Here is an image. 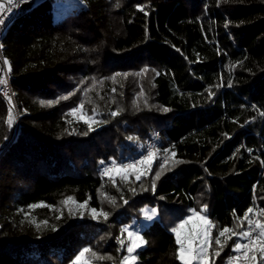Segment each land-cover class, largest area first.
I'll return each mask as SVG.
<instances>
[{
    "label": "trees",
    "instance_id": "16d2710c",
    "mask_svg": "<svg viewBox=\"0 0 264 264\" xmlns=\"http://www.w3.org/2000/svg\"><path fill=\"white\" fill-rule=\"evenodd\" d=\"M54 1L22 4L3 37L0 264H74L84 248L88 264H123L129 225L145 241L135 264H181L171 229L193 210L226 264L244 238L216 256L220 231L264 211V0H80L62 18ZM156 133L166 163L102 176Z\"/></svg>",
    "mask_w": 264,
    "mask_h": 264
},
{
    "label": "snow or ice",
    "instance_id": "6c2138e0",
    "mask_svg": "<svg viewBox=\"0 0 264 264\" xmlns=\"http://www.w3.org/2000/svg\"><path fill=\"white\" fill-rule=\"evenodd\" d=\"M19 0L14 4L13 0H7V5L4 2H0V23L3 22V15L6 10L11 11L12 7H18ZM141 10H143L141 8ZM7 63V61H5ZM146 71V70H145ZM6 84L5 79H0V85ZM61 99H66V97H62ZM43 104H52L54 101H40ZM83 107L82 105L80 106ZM167 110V109H165ZM76 110H73L72 114H75ZM111 115H118L117 112L111 113ZM14 117L11 114V109L9 110V115L7 118V123L11 126ZM85 123H88L89 129L92 128V123L88 117L82 116ZM129 139H133L129 137ZM174 155V154H173ZM155 157V153L149 151L146 156H144L141 160L130 163V164H120L116 165V162L113 161L114 168H105L104 174L108 175L110 172L116 171L118 173H124L123 178L127 179V170L128 169H136L137 164H148L150 165ZM101 163H104L101 161ZM163 167V165L161 166ZM143 175L142 172H137L136 179L139 180ZM160 173L156 174V179L159 178ZM153 189L155 188V180H153L152 184ZM72 197H68L63 203L67 204L69 201H72ZM114 202V200H113ZM127 203V201H125ZM43 205H31L30 207H40ZM79 208H84L86 206V202L78 205ZM206 210V206H205ZM145 212L146 219H152L156 214V210H151V215L147 214L146 210H141ZM253 208H249L244 214L243 219L247 221L249 228L247 231L236 232L234 229L224 228L220 231L219 236L215 238V244L219 246L214 255L219 256L221 250L226 244L227 240L231 239L232 236H238L240 238H247L248 242L245 244L235 243L232 247V252L240 253V255H235L229 257L226 264H236L243 257L245 260L249 262H256V264H264V221L261 219L252 220L250 218V214L253 213ZM92 218L96 219L97 215H102L105 219H107L108 213L103 212L102 210L97 213V209H91ZM258 216L264 217V211H259L257 213ZM193 217H197L198 223L191 224ZM43 223H47L44 221ZM135 223V222H134ZM190 227H186L189 226ZM212 227L211 221L208 220L207 216L200 215L199 212L193 210L192 216H189L187 219L182 220L179 224L171 229V231L175 234L176 244L179 246L176 251V258L181 261V264H211L210 254H209V229ZM242 227V225H241ZM258 230V231H256ZM122 232L127 233L128 244L127 251L129 253L128 256L123 258V264H135L137 260V255H134L138 249H140L145 243L143 236L140 234L138 228H133L132 225L126 226L122 229ZM253 232H256V235H253ZM231 234V235H226ZM224 238V240H221ZM121 245H124V241L121 240ZM92 252L90 248H84L80 253L75 257L74 264H88V261L84 260L85 254ZM95 256V253H92ZM103 259V257H99Z\"/></svg>",
    "mask_w": 264,
    "mask_h": 264
},
{
    "label": "built area",
    "instance_id": "2783aa9c",
    "mask_svg": "<svg viewBox=\"0 0 264 264\" xmlns=\"http://www.w3.org/2000/svg\"><path fill=\"white\" fill-rule=\"evenodd\" d=\"M27 1L28 0H19L18 7H12V10L10 12L6 10L4 13H2L4 18H3V22L0 23V61H1L2 66H3V72L1 74L0 79H5L6 80V84L0 85V93L2 95H4L13 105H14V100H13V94H12V88H11V82H10V75H9L10 74V65H9V63H8L6 57L4 56V53H3V49H4L3 37L6 34L9 25L16 19V16H17V14H18V12L20 10L21 5L26 3ZM33 1H34L33 2V6H37V5L41 4V3H43L45 0H33ZM0 2H4L7 5V0H0ZM16 2H17V0H13L14 4ZM58 2L61 3L59 6H63L66 1L65 0H55L53 2V14H54V16H56L54 11H55V8H56V4ZM74 2L76 4L81 3L80 0H74ZM5 61H7V63H5ZM158 134L159 133H156V137H154L153 139L149 140L146 143L145 148H144L143 152L141 153V155L139 157H137L135 159H132V160L126 162V163L116 162V165L130 164V163L139 161L144 156H146L149 151H152V152L155 153V157H157L159 159V162L161 164L166 163V161H167L166 156L158 151V146L160 145V141L158 140ZM139 166H141V164H137L136 168H138ZM114 167H115V165H113V161L110 162V163H107L104 166H102L100 168L102 176L111 177V173H109L108 175L104 174V169L105 168H114ZM257 213H258V210L255 211V213H253L252 218H251L252 220L259 219ZM256 231H258V230H256ZM253 235H256V232H253ZM209 237H210V235H209ZM247 242H248L247 238H244V240L241 243L245 244ZM235 255H240V253L232 252L229 257L235 256ZM252 263L253 262H249V261L245 260L243 257H241V260L239 262H236V264H252Z\"/></svg>",
    "mask_w": 264,
    "mask_h": 264
},
{
    "label": "bare ground",
    "instance_id": "6f19581e",
    "mask_svg": "<svg viewBox=\"0 0 264 264\" xmlns=\"http://www.w3.org/2000/svg\"><path fill=\"white\" fill-rule=\"evenodd\" d=\"M65 1L66 2H65V4L63 6H59L61 4L60 2H58L56 4V8H55L54 13H55V15L57 17H60V18L64 17L65 14H63V11L66 10V9H71V7H70L71 5H74L75 7H79L82 4V3L76 4L74 2V0H65Z\"/></svg>",
    "mask_w": 264,
    "mask_h": 264
},
{
    "label": "rangeland",
    "instance_id": "374dc122",
    "mask_svg": "<svg viewBox=\"0 0 264 264\" xmlns=\"http://www.w3.org/2000/svg\"><path fill=\"white\" fill-rule=\"evenodd\" d=\"M81 6V7H80ZM79 7L80 8H82L83 6H82V4L80 5ZM71 7V9L74 7L75 8V6L74 5H71L70 6ZM71 9H66V10H64L63 11V14H69L70 13V11H71ZM12 104V103H11ZM13 105V104H12ZM142 165V164H141ZM132 170H134V169H128L127 170V175L132 171ZM111 173V177L112 178H115V177H117V176H119V175H124V173H118V172H116V171H113V172H110ZM149 215H151V212L150 213H148ZM199 221H198V219H197V217H193V219H192V224L194 225V224H196V223H198ZM81 264H82V262H81Z\"/></svg>",
    "mask_w": 264,
    "mask_h": 264
},
{
    "label": "water",
    "instance_id": "95a60500",
    "mask_svg": "<svg viewBox=\"0 0 264 264\" xmlns=\"http://www.w3.org/2000/svg\"><path fill=\"white\" fill-rule=\"evenodd\" d=\"M16 110V109H15ZM16 113H17V110H16Z\"/></svg>",
    "mask_w": 264,
    "mask_h": 264
}]
</instances>
